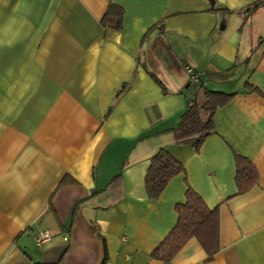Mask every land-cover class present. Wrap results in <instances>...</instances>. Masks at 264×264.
<instances>
[{
    "label": "crops",
    "instance_id": "1",
    "mask_svg": "<svg viewBox=\"0 0 264 264\" xmlns=\"http://www.w3.org/2000/svg\"><path fill=\"white\" fill-rule=\"evenodd\" d=\"M259 1L0 0V264H162L187 185L218 209L220 250L207 262L191 239L170 264H264ZM110 3L120 30L101 24ZM190 73L233 94L198 152L172 132L200 98ZM159 149L184 172L150 200ZM236 155L258 173L244 195Z\"/></svg>",
    "mask_w": 264,
    "mask_h": 264
},
{
    "label": "trees",
    "instance_id": "2",
    "mask_svg": "<svg viewBox=\"0 0 264 264\" xmlns=\"http://www.w3.org/2000/svg\"><path fill=\"white\" fill-rule=\"evenodd\" d=\"M264 6V0L253 5L252 9ZM123 9L110 3L101 20L104 28L120 30ZM201 85L200 98L190 101L187 109L180 115L179 122L172 130L175 145L190 146L198 152L204 141L216 128L213 117L216 111L230 102L233 94L210 91ZM125 89V86L123 87ZM235 184L237 195L248 193L258 182V173L250 160L235 156ZM184 172V168L164 149H159L151 158L144 176V189L148 199H157L169 181ZM70 183L62 181L60 187ZM185 201L175 206L177 221L161 244L152 252L153 260L170 264L173 258L191 239H195L210 262L220 250V219L218 209H209L203 199L187 185ZM105 250V249H104ZM106 259V251H104ZM61 264V263H57Z\"/></svg>",
    "mask_w": 264,
    "mask_h": 264
},
{
    "label": "built area",
    "instance_id": "3",
    "mask_svg": "<svg viewBox=\"0 0 264 264\" xmlns=\"http://www.w3.org/2000/svg\"><path fill=\"white\" fill-rule=\"evenodd\" d=\"M188 72H190L189 69H187ZM190 82L191 83H201V85H204V83L201 82L200 78L193 73H190ZM50 238V236L48 235V233L46 231H40L39 233H37V235L35 236V243L36 246L39 247L41 244L45 243L46 241H48Z\"/></svg>",
    "mask_w": 264,
    "mask_h": 264
},
{
    "label": "rangeland",
    "instance_id": "4",
    "mask_svg": "<svg viewBox=\"0 0 264 264\" xmlns=\"http://www.w3.org/2000/svg\"><path fill=\"white\" fill-rule=\"evenodd\" d=\"M250 23L255 24L258 28L264 27V9H262L260 12L256 13L255 15H253L250 20Z\"/></svg>",
    "mask_w": 264,
    "mask_h": 264
}]
</instances>
